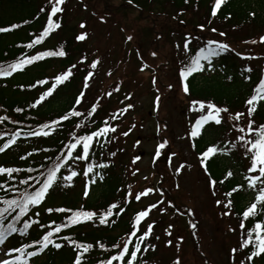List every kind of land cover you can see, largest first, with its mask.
<instances>
[{"label":"trees","instance_id":"obj_1","mask_svg":"<svg viewBox=\"0 0 264 264\" xmlns=\"http://www.w3.org/2000/svg\"><path fill=\"white\" fill-rule=\"evenodd\" d=\"M61 5L63 12L59 13L57 18L61 23V29L63 30L62 37L58 43L52 49H42L41 44L34 45L32 48H28L27 45L31 43L42 32V21L48 15V11L51 5H47L46 2L42 5H38L36 0H0V28H9L15 24L18 27L11 29L10 31L0 32V67H7L9 64L20 59L22 56L36 55L39 52L44 51H58L63 50L67 53L65 57H46L42 60L25 67L24 70L18 71L8 78L0 79V146L7 142L8 139L14 133L27 132L29 129H36L42 124L49 123L52 120H57L61 116L68 114L71 110H76L81 113L78 117H70L66 121H60L59 126H53L49 130L50 134L47 137H33L24 136L23 134L17 139L16 144L12 145L9 149L0 155V166L9 164V167H18L22 169L40 168L41 165L50 166L57 156L65 154L67 151V144L73 142V134L85 135L91 131L98 130L104 126L103 112L100 105H103V99H97L96 96L89 99H82L80 104H76V97L79 95V83L83 81L87 72L91 68L92 59L91 54L87 53L86 47L82 42L77 41L75 37V26H66V16L68 10L66 9L67 3ZM92 1V0H91ZM89 2L91 13L95 11L94 3ZM110 2L118 1L119 4H126L129 11H137L136 19L138 21L144 18L154 15L160 16V23L165 24L166 29L169 30L168 38L171 43L174 44L173 49L179 52L176 57V67L179 70L187 63L190 58L194 56L201 47L206 45L207 40L215 39L220 42L229 44L234 51L226 52L219 57H214V61L211 65L204 62L205 71L195 73L189 78L190 81V95H186L181 87L179 78L176 73L175 76L171 75L175 81L174 87L177 91L180 90V94L183 100L179 99L175 91L171 92L172 97L170 99L173 103V109L175 112H180V118L182 116V126L186 128L189 126L191 131L195 120L201 115L199 111H190V102L192 100L211 101L218 107H227L229 111L235 114L237 111L245 112V116L241 117L239 121H233L228 119L227 114H222L223 122L221 125H216L214 122H210L202 129L201 135L196 138L190 136L189 147L191 155L194 157L201 156L209 146H220L223 143L221 136H229L228 143L236 144L241 156L249 161L244 155V148L241 146L242 142L237 140L240 133L233 127L234 124L240 127H246L247 121V106L245 100L253 94L254 88L257 86L259 80L264 78V42H260L259 38L264 36V0H226L218 10L217 15L213 17L211 15V5L214 0H132L130 4L128 0H109ZM108 2L104 3L107 6ZM104 6L101 10L102 13L108 11L104 10ZM44 8V12H40V9ZM120 11L126 12L124 8ZM141 16H138V13ZM254 13V15H249ZM98 15V13H97ZM156 15V16H155ZM47 21V20H46ZM114 21V20H112ZM27 22V23H25ZM115 22V21H114ZM148 33L153 34V30L160 26L156 23V19H153ZM111 24V22H110ZM117 24V23H116ZM111 28L110 31L115 29ZM203 26V27H201ZM155 27V28H154ZM212 29H216L215 32ZM120 31L126 30L120 25ZM224 32V36H220L219 33ZM160 34L163 37L162 32ZM53 35L50 34V37ZM178 37L177 43L174 36ZM188 35L191 38L188 53H185L184 45H182L183 39L181 36ZM256 40L257 43H252ZM108 43V41H106ZM179 45V47H177ZM245 50H249V53H245ZM241 53L244 57H254L252 59L244 58L236 55ZM83 61V62H82ZM138 59L134 60V65H137ZM216 62V63H215ZM77 65L76 69H72L73 76L59 85L53 93L46 97L44 101L37 104L36 107H32L36 100L40 98L42 93L46 92L51 87L52 82H47V75L55 71V77L62 72L71 68L72 65ZM251 68V72H246L244 69ZM213 69V70H207ZM222 71V75H214V72ZM250 77V79H249ZM231 78V79H229ZM38 80L46 81L45 84H37ZM35 85V87H32ZM39 91V92H38ZM38 92V94H37ZM176 98L179 99L177 102ZM166 100L167 97L162 95L160 100ZM93 105L96 106V112L89 115ZM171 105V104H170ZM22 109V111H16V109ZM207 109H205V114ZM255 121L254 127L264 124V101H261L257 107V111L252 117ZM160 130L158 133L159 142L169 141V133L167 136L163 128H166V124L158 118ZM109 123V122H108ZM80 125V127H77ZM111 127L113 123H109ZM167 133V131H166ZM220 134V135H219ZM219 135L218 140L215 136ZM171 139V138H170ZM101 142V143H100ZM225 146H222L223 149ZM234 148L238 153L237 148ZM47 149V151H44ZM27 150V152H26ZM17 154H14V153ZM32 152L31 156H28L26 160H21V156H27V153ZM119 153V157L122 154L116 149V139L112 132H109L107 136H102L99 141H94L90 158L88 161H83L82 164L86 168L87 163L94 164H107L106 168H95L94 172L103 176L100 180L96 177V181L101 182L105 191H103L101 197L97 201H87L84 210L92 208L93 211H103L116 197V191L119 187L117 181L120 180L119 176H114L112 170L109 171L108 176H105L106 169L112 167V153ZM13 153V154H12ZM11 154V155H10ZM51 158V159H49ZM219 158V153L210 157L207 161V172L199 163L197 168L201 171L204 169L203 176L207 175L209 178L215 180L216 188L223 190V201L226 203L228 200H232L233 204L228 209V215H224L220 223L222 232L230 231L231 238L234 243L232 246L225 248L227 259L225 258L224 264H264V254L259 257H254L253 261H247L246 257L250 254L251 246L245 250H238L235 254L231 252V249H239L240 243L247 238V230L254 227L256 221L264 222V213H261L255 218H249L245 221L246 228L242 230L240 228V221L242 219V212L245 210L244 192L242 187L238 191L233 192L231 196H227L226 193L230 192L237 185L241 186V179L232 177H226L224 161ZM162 161V160H161ZM164 161V160H163ZM166 161V160H165ZM239 166L241 165V158H237ZM74 162L70 160L69 164ZM63 169L59 174L62 176ZM36 172L27 173L20 172L14 173V180L0 181V183L17 184L20 179H25L28 175H36ZM238 175V174H237ZM92 176V175H91ZM223 180V183L220 181ZM21 189L24 186L18 185ZM15 192H5L0 190V199L12 198ZM16 195L18 193L16 192ZM53 190L47 196V200L51 204H55L56 201L53 196ZM70 201L72 203L78 202V197H72L70 200L63 199V203ZM254 202V201H253ZM117 203V201L115 202ZM96 204L101 207H93ZM118 205L124 208L123 214L120 216L114 215L109 218V223L105 225L99 224L98 220L88 221L76 226H72L68 229H63L65 234H59L60 236H70L72 239L79 243H91L93 248L84 254L85 264H90L92 260L105 259L110 254H114L116 249L112 248V245L119 243L122 236L127 234L128 227L122 226L124 219V212L128 209L129 204L118 202ZM3 205L0 204V207ZM95 208V209H94ZM76 210L78 208H72ZM131 209V208H130ZM89 210V211H91ZM114 213L117 210H113ZM57 213L45 212V218L49 219L45 221L43 225H50L55 227L56 224L66 222V216L63 219H56L54 216ZM30 217H34L33 211L29 214ZM53 218L50 220V218ZM25 217L24 219H27ZM10 219V217H9ZM34 220V218H33ZM44 221V220H43ZM114 221V222H113ZM120 221V222H119ZM42 222V220H41ZM7 220L5 221V224ZM158 226V223H154ZM22 224H17V227H21ZM232 229V230H230ZM119 231L118 233H116ZM124 232L123 234H120ZM129 232V231H128ZM116 233V234H115ZM237 233V235H236ZM19 234V233H17ZM120 234V235H119ZM20 235V234H19ZM118 235V236H117ZM38 235L32 229L25 236H14L11 238L10 247H19L28 243V241H34L38 239ZM226 241H223V246H226ZM64 246L60 248V253L63 260L59 264L69 262L75 252L72 246L66 241H60ZM105 247L101 248L100 244ZM226 243V244H225ZM55 252L50 250L44 256L40 258L34 264H58L56 263ZM230 255L232 257H230ZM73 264V263H69ZM216 264V263H215Z\"/></svg>","mask_w":264,"mask_h":264},{"label":"snow or ice","instance_id":"obj_2","mask_svg":"<svg viewBox=\"0 0 264 264\" xmlns=\"http://www.w3.org/2000/svg\"><path fill=\"white\" fill-rule=\"evenodd\" d=\"M66 0H48V3L51 5L50 12L47 15L46 26L43 27L42 32L27 45L28 48H32L34 45L40 44L46 37L50 36L54 32V30L59 29L61 27V23L59 19L54 20L53 18L57 16L58 13H62L63 9L61 5H63ZM131 4L132 0H128ZM226 0H214V3L211 5V15L215 17L217 15L218 10L221 8L222 4H224ZM45 9L41 8L40 12H44ZM249 15H254V13H250ZM27 23V22H25ZM18 27V25H11L9 28H0V32L10 31L13 28ZM83 28L84 25L82 24ZM203 27V26H201ZM213 32L216 29H212ZM220 36H224V32L219 33ZM86 38V34H81L76 37L78 41H83ZM131 40L132 37L129 36L127 38ZM260 42H264V36L259 38ZM252 43H257L256 40H253ZM190 40H185L184 50L185 53L190 51L189 49ZM179 47V45H177ZM234 51L231 49L229 44L225 42H220L215 39H209L206 42L204 47H201L199 51L190 58L189 63L185 64L179 70V81L182 87L183 92L186 95H190V81L189 78L192 77L195 73L205 71V66L202 61H207L209 65L212 64L214 57H219L226 52ZM67 53L63 50L61 46V50L58 51H44L39 52L36 55L21 57L15 62L9 64L7 67H0V76L8 77L11 76L14 72L18 70H24L27 65L33 64L35 61L42 60L46 57H65ZM155 55V53H153ZM236 55L241 56L242 59H252L254 57H244L241 53L237 52ZM83 62V61H82ZM99 61H93L91 64V68L95 69L98 65ZM77 65H72L70 69L62 72L61 74L55 77V82L52 83L51 87L40 96L36 102L31 105L32 107H36L37 104H40L45 100L46 97L50 96L59 85H62L64 82L69 80L73 76L72 69H76ZM143 70V69H142ZM213 70V69H207ZM246 72H251L252 69L246 68L244 69ZM110 74V73H109ZM93 76L92 71H88L87 75L84 77V88H88L89 79ZM231 79V78H229ZM250 79V77H249ZM37 84H45L46 81L38 80ZM153 83H155V78H153ZM35 87V85H32ZM169 88L172 87L171 84L168 85ZM118 90V88H117ZM112 93L109 92L110 96ZM85 96V92L81 91L79 95L76 97L75 103L80 104L83 97ZM130 98V97H128ZM160 97H156V102H158ZM261 101H264V78H261L257 84V86L253 90V94L245 100V104L247 106V121L246 127H240L239 125L234 124L233 127L240 133L237 137V140L242 142L241 146L244 148V155L249 159V167L247 168V175L245 177L247 181V185L251 189H255L257 191V195L253 203L250 204L243 212L242 219L240 221V228L244 230L246 228L245 221L249 218H255L261 213H264V124L254 127L255 121L252 118L254 113L257 111V107ZM190 111H199L202 113L195 120L194 125L191 128L190 136L192 138H196L201 135L202 129L205 125L210 122H214L216 125H221L223 122L222 114H227L229 120L239 121L241 117L245 116V112L237 111L235 114L231 113L227 107H218L215 103L208 101H200V100H192L190 102ZM133 107L131 104L127 105V108ZM127 108L120 110L121 113L126 111ZM205 109L207 112L205 114ZM97 108L93 105L91 112L89 115L96 112ZM16 111H22V109H16ZM81 113L76 110H71L68 114L61 116L57 120H52L49 123H45L37 127L36 129H29L27 132H17L14 133L10 139L7 140L2 146H0V153L5 152L12 145L16 144L17 139L21 134L24 136H33L40 137L49 136V130L52 127L59 126L60 121H66L70 117H78ZM112 119L118 118L116 113L112 114ZM3 119V118H0ZM80 127V125H77ZM115 127H111L108 121H104V126L100 127L98 130L91 131L85 135H77L73 134V142L67 144V152L66 154H61L56 157V159L51 163L50 166L41 165L40 168H32L29 167L27 169H22L18 167H6L0 166V176H7L8 181L14 180V173L27 172L32 173L36 172V175H28L25 179H20L18 181V185L24 186L23 189L18 187L17 184L10 183H0V190H4L7 192H17L18 195L13 198H2L0 199V204L3 206L0 207V245H3L6 240L15 233H19L20 235H26L29 232V229L33 224L39 225L40 228H45V225L41 224L38 219L33 220L30 217V213L33 209L38 208L43 205L46 200V197L50 193V190L57 185L61 176V169L67 166V162L69 160L73 161H88L90 158L92 146L94 141H99V138L102 136H107L109 132H114ZM127 135V133H124ZM167 145V141L160 143L156 149V157H159L161 154V150L165 149ZM233 148L236 147V144L232 145ZM47 151V149H44ZM217 153L228 154L227 151L223 148H219L218 146H209L207 149L202 152L200 163L201 166L207 172V161L210 157L214 156ZM33 153H27V156H21V160H26L28 156H31ZM114 156L115 153H112ZM174 155V154H173ZM51 159V158H49ZM139 159V157H136ZM135 163V160L133 161ZM106 168L107 164H94L87 163L86 168L83 170V175L85 177H89V174H92V178L85 184V189L83 195L87 198L90 194V185L96 183V177H99L100 180L103 179V176L99 173L94 172L95 168ZM184 167V165H180L177 168V174H179L180 170ZM79 175L76 171H71L70 174L65 175L62 179L66 182H72L75 177ZM233 173L228 171L225 179L231 177ZM224 181L221 180L220 183ZM210 185H215L216 181L209 179ZM64 186H71L70 183H66ZM241 186L237 185L230 192L226 193L227 196H231L233 192L239 190ZM152 189L148 188L144 191L137 193H129L130 195H134L135 199L139 201L141 197L146 196ZM214 194V193H213ZM216 203L218 205L223 204L226 209H230L232 207V200H228L226 203L220 200H217ZM156 204L150 205V209L156 208ZM117 210L115 213L113 210ZM48 213H62L66 214V222L61 224H56L55 227L49 226L48 230H46L38 239L32 241L30 244L22 245L20 247L9 249L5 256L9 257L7 259H0V264H31V259L41 255L49 246L54 247L59 250L64 246L60 241H66L70 246H72L73 251L75 252L73 264H85L84 262V254L88 253L92 248L93 244L91 243H79L76 240L72 239L70 236H60L63 229L71 228L72 226H76L78 224L88 222V221H96L98 220L99 224L105 225L109 223V218L114 215H119L124 211V208L118 205L117 203H110L106 209L103 211H89L84 210L83 206L80 209H70L65 207H57V208H48L46 209ZM229 213L226 211L223 215H228ZM36 217H39L40 213L37 211L34 213ZM149 215V210L139 211L134 217V223L131 224L129 229V234L127 239L122 240L120 243H115L112 245L113 249H116L115 254H110L107 259L99 260L97 264H138L139 256L138 253H141V246L144 244L145 240L150 236L153 231V225L149 224L147 226V230H143L141 226V221ZM10 217V219H9ZM28 217L27 219H24ZM7 223L5 224V221ZM114 222V221H113ZM17 224H22L21 227H17ZM172 226L169 225V228ZM192 227H196V225H192ZM232 230V229H230ZM168 235H171L170 232L166 230ZM139 233V234H138ZM135 237V242L133 243L132 238ZM158 239V238H157ZM169 245L171 241L167 242ZM130 245L131 248H130ZM251 246L250 254L246 257L247 261H253L254 257H259L261 254H264V222L256 221L254 223V227L247 230V238L244 239L240 245L239 249L233 248L231 252L235 254L238 250H245ZM101 248L105 246L101 243ZM154 250V245H145L143 247V252H147L149 249ZM32 249V250H29ZM13 253L17 255L13 256ZM173 264H180L179 258L173 262ZM241 264H244V261H241Z\"/></svg>","mask_w":264,"mask_h":264},{"label":"rangeland","instance_id":"obj_3","mask_svg":"<svg viewBox=\"0 0 264 264\" xmlns=\"http://www.w3.org/2000/svg\"><path fill=\"white\" fill-rule=\"evenodd\" d=\"M43 1L44 0H36V3L40 4ZM82 1H84V3L89 6V2L91 0ZM91 2L94 3L95 13H98L99 15L107 14L106 17H113L112 20H115L117 23L114 27L115 29L112 30L108 46L104 47V56L99 65H97V67L95 68L97 70L93 72V79L91 77L88 81V84L92 85V88H90L89 90H94L95 88L102 89V85H114L111 91L112 94L109 96V98L107 96L109 102H106L105 97L103 106L105 107L106 105V108L112 107V112L116 113L118 118L112 119L111 117L113 113L110 112L106 115L109 117H104L102 120V122L107 120L109 123H112L109 120L111 119L119 123V127L114 132L118 135V146L123 150L124 157L122 158V164L119 162V158H117L116 156H114V158H110V160L114 162L111 165L114 168V176H122V178L126 180L125 183L128 184V189H134L137 194L148 188L152 189L151 192H149L146 196L141 197V199L137 203H134L132 205H134V208L137 209L140 206L142 207L146 204L157 202L158 206L151 209V211L149 212V216L145 221L149 222L153 219H164V237L171 238L172 236L177 234L180 228H184L186 226L187 220L182 217V214L180 212H178L177 214L174 211V208L169 205V198H167L168 195H161L155 190V187L159 185V177L154 174L155 171L152 168V162L154 156L156 155L157 146L159 145V143H163V141H158V143L157 137H152V135L156 134V130L158 128L155 119L156 113L153 111L152 105L153 96H144V93H146V89L149 87L150 82L155 77V82H158L159 85L158 90H162L163 95L167 97L166 100L162 99V104L160 107L161 113L158 118L166 124L167 133L165 130V135L167 136V134L169 133V137L171 135L173 137L176 136L174 140V148L171 149L169 153L170 156L168 161V168L170 170V173H163V176H171L167 184V189L169 190L171 195L170 198L181 209H192V216L186 215V218L190 219L192 223L197 225L199 235L204 234V232L207 234L205 240L209 243V245L204 244L205 241L201 243L200 250L202 255L207 256L210 261L216 264H220L225 257L226 252L224 251L222 253L223 247H219L218 245L228 239L226 244L227 248L229 246H232V243H234V241L231 238H228L226 235H217L218 230L215 227L211 228L208 225L209 221H213L210 212L214 208L212 206V203L208 202L209 197L207 195V191L209 192V189L206 188L204 181L198 174L199 171L196 168L198 159L191 155L190 148L187 145V136L181 135L185 131L184 126H182V116L180 118V112L174 111L173 103H171L170 101L173 94L171 92L173 91H175L179 99L183 100L182 97H180V94L182 92L178 89L176 91L174 87L175 81L171 76L172 72L175 69V62H172L171 60L172 58H176V55L174 53L173 44H170L171 41L168 38L170 31H164V29H166V26L165 24L160 23V16L155 15V18L154 15H152L151 17H147L141 21H138V19H136L137 14L132 13V9L131 11H129L126 8V12L120 11V9L118 8L119 4L116 1L110 2L109 0H92ZM105 2H108L107 6H109V10L113 8V10L109 11L108 13H102L103 10H101ZM73 5L74 2L70 4L72 11H70V15L66 17V25L74 26L75 24H79L81 22L82 24H84L88 19L86 14L87 11L85 10L77 12L73 9ZM89 18L91 20L93 19L91 14H89ZM153 19H156V23L160 26V30L156 28L153 30V34H150L147 30L150 29V25L152 24L151 21ZM110 22L111 21H109V23ZM120 25L126 30L120 31ZM91 28H94V25H92V23ZM160 31L162 32L163 37L160 34ZM91 32L92 34L83 32V34H86V38L84 39L85 43L83 44L87 48L95 49L97 45L96 41H99V38L96 32L93 33V30H91ZM129 36L132 37L131 40H124V37L127 38ZM173 36L175 40L179 39L175 35ZM182 37L184 42L185 40H190V38H187L186 36H181V38ZM105 42L106 36L102 38V44H105ZM135 48L142 53V59L146 62V66L149 68L148 70L145 69L142 72L137 71V73H135L133 64H130L128 62L129 59L132 60L134 58V55H132V53L135 51ZM248 51L249 50H245L244 52L249 53ZM153 53H155V55H153ZM108 61L110 63V67L108 65ZM111 67L117 68V74H120L118 77L116 75L106 77L109 74L108 72L111 71ZM153 71H157L155 75H153ZM124 73H126V75ZM120 76L122 77L121 81H119ZM169 84L172 85L171 88L168 87ZM140 93L143 96L141 98H137L134 103L131 104L133 106L131 108H127L128 104L124 101V99V102L119 104L120 106H112V104H116L117 100H120L124 95V98L130 97V95H133V98H135L136 96H139ZM179 99L176 98L175 102H177ZM125 108H127V110L121 113L120 110ZM101 110L103 112V116H105L103 109ZM124 133H127V135H124ZM137 138H139V141L135 144V140ZM227 153L228 154L220 155L222 156V160L224 161V163L222 162V164L225 165L227 169H230V171L235 169L239 174L241 171L237 167L234 168L235 163L237 162L235 161L234 155L231 151H227ZM14 154L17 153L15 152ZM136 157H139V159H136ZM134 160L135 163H133ZM182 164L184 165V167L180 170L179 174H177L176 170ZM248 167L249 166H246V168ZM79 170L80 168L76 166L74 171L78 172ZM68 171L69 170L66 171L65 175L70 174L68 173ZM78 176L82 177L77 179V184L79 185H77L76 191L81 188L80 184L83 185L84 181L82 173H79ZM246 176L247 175H242V179L246 180ZM160 182V186L162 187L163 180L160 179ZM164 183H166L165 180ZM83 188L85 189V185ZM105 190L106 189H104L100 185L91 184L90 194L87 198L84 195H73L75 192L69 193L68 195L63 193H61L63 195L58 194L57 203L50 205L48 202H44L42 206L35 208V212L38 211L40 213L39 217L37 218L38 220L45 218V209L55 208L56 206L59 207L58 205L60 204L67 207H77L87 203L88 200L97 201L100 199L103 191ZM245 191L251 193L250 198L253 197L254 189L249 188L247 185ZM77 193L79 194L80 191H78ZM216 195H218V193H216ZM72 197H78V203H71L70 201H66V203L63 204V199L70 200ZM54 216L56 217V219H59V214H55ZM47 218L50 217L48 216ZM53 218H50V220ZM48 220L49 219L45 218V221ZM218 221L220 220L218 219ZM169 225H171L172 227L169 228ZM35 228L36 230H39L37 226H35ZM166 230L170 232L171 235H168ZM160 233L161 231L159 232V234ZM210 235L211 237L210 239H208V236ZM181 236L183 237H180L179 242H184L183 245L186 246L184 251H180L175 247L166 250L161 243L163 248V252L161 251V253L167 255L170 254L174 260L179 258V260H181V264H203L200 261V256L195 254L192 251L191 247L188 249L190 245L188 235L186 233H183V235ZM220 252L222 253V256ZM140 254L147 255L148 252L145 253L141 250ZM59 255L61 254L56 253L57 258ZM159 256L162 258L161 254L157 255V257ZM0 259H7V256L4 255V251L1 248Z\"/></svg>","mask_w":264,"mask_h":264}]
</instances>
